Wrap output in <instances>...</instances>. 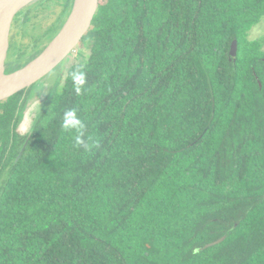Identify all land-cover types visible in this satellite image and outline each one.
<instances>
[{"label": "trees", "instance_id": "obj_1", "mask_svg": "<svg viewBox=\"0 0 264 264\" xmlns=\"http://www.w3.org/2000/svg\"><path fill=\"white\" fill-rule=\"evenodd\" d=\"M263 16L264 0H99L17 161L31 87L0 101V264H264V47L246 37Z\"/></svg>", "mask_w": 264, "mask_h": 264}, {"label": "water", "instance_id": "obj_2", "mask_svg": "<svg viewBox=\"0 0 264 264\" xmlns=\"http://www.w3.org/2000/svg\"><path fill=\"white\" fill-rule=\"evenodd\" d=\"M36 1L38 0H0V60L2 65L1 74L3 76L0 81V101L31 87L65 61L71 53L77 49V46L88 32L99 2V0H89L85 9L75 12L74 9L76 6V0H73L69 15L61 26L59 32L43 48V50H41L24 66L16 68L15 70H7L5 69L4 64L9 48V34L11 26L16 15L26 6ZM235 51L236 41H233L230 50L231 55H234ZM56 84L58 83L55 82L48 99L35 118L15 161L20 158L27 141L34 130L38 118L56 88ZM223 239L224 236L214 242L206 244L205 247L219 243Z\"/></svg>", "mask_w": 264, "mask_h": 264}, {"label": "rangeland", "instance_id": "obj_3", "mask_svg": "<svg viewBox=\"0 0 264 264\" xmlns=\"http://www.w3.org/2000/svg\"><path fill=\"white\" fill-rule=\"evenodd\" d=\"M59 1L60 0H38L28 5L33 6L32 10L35 11L33 12L34 15L31 16L30 20L26 21L24 24L22 20L28 6L16 15L9 34V48L4 64L5 69L12 70L24 66L35 56V52H32V50L34 49V40L36 38H40V42L38 43V47L36 49L41 48V50H43V48L59 32L60 29L58 32H55L61 24V6ZM50 27H52V29L49 30L46 36L42 37V34ZM246 35V37L250 40L262 38L264 47V16L256 24H254L249 31H247ZM77 48H80V44ZM87 55L88 51L86 49H82L81 52H79L78 49H75L65 61H63L43 79L31 86V89L25 99V105L19 112V129L23 135L26 136L29 133L35 118L48 99L55 82L58 83L60 74L56 71L59 69L63 71L72 63L79 61L84 62ZM1 69L2 65L0 60V74Z\"/></svg>", "mask_w": 264, "mask_h": 264}, {"label": "clouds", "instance_id": "obj_4", "mask_svg": "<svg viewBox=\"0 0 264 264\" xmlns=\"http://www.w3.org/2000/svg\"><path fill=\"white\" fill-rule=\"evenodd\" d=\"M69 76L73 82L74 91L76 94H81L84 90V85L87 81V73L84 70L83 66H76L70 73ZM61 127L65 131H74L76 133L75 136V144L76 145H83L85 148L89 147L87 141L83 138L84 137V129L85 123L80 119L77 115L75 109H68L64 112Z\"/></svg>", "mask_w": 264, "mask_h": 264}, {"label": "bare ground", "instance_id": "obj_5", "mask_svg": "<svg viewBox=\"0 0 264 264\" xmlns=\"http://www.w3.org/2000/svg\"><path fill=\"white\" fill-rule=\"evenodd\" d=\"M89 0H76V6L74 11L78 12L86 8L88 5ZM0 31H1V20H0ZM3 76L0 74V81L2 80Z\"/></svg>", "mask_w": 264, "mask_h": 264}]
</instances>
